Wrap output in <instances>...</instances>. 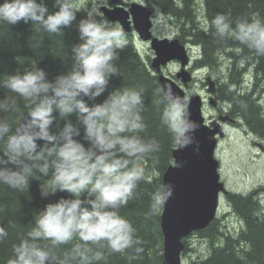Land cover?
Wrapping results in <instances>:
<instances>
[{"label": "clouds", "instance_id": "1", "mask_svg": "<svg viewBox=\"0 0 264 264\" xmlns=\"http://www.w3.org/2000/svg\"><path fill=\"white\" fill-rule=\"evenodd\" d=\"M108 3L91 0V6L83 9L70 70L50 79L44 68L33 63L30 70L0 78V89L15 94L27 110L24 123L15 132L6 117L0 118V184L29 190L30 177L39 172L48 178L40 185L42 199L68 194L35 214L34 226L27 238L13 245L8 264H92L104 259L105 249L109 253L144 251L135 228L119 209L134 198L145 178L144 170L135 163L156 161L161 146L155 137L141 135L147 127L142 115L143 89L110 88L112 78L119 75L116 62L125 46V33L103 18L100 9ZM52 4L55 12L49 11L48 0H3L0 23L15 26L23 22L63 35L77 22L78 0H52ZM153 11V19L159 23L162 13ZM211 26L218 41H235L249 53L264 57V19L233 21L217 14ZM158 92L163 106L160 120L171 148L196 143L194 133L199 125L188 111L189 98L170 86ZM105 93L102 102H97ZM21 111L17 100L0 99V112ZM58 118L63 124L54 130ZM173 191L171 184H159L150 194L148 215H158ZM6 236L0 228V239ZM73 240L77 242L62 258L54 254V249Z\"/></svg>", "mask_w": 264, "mask_h": 264}, {"label": "trees", "instance_id": "2", "mask_svg": "<svg viewBox=\"0 0 264 264\" xmlns=\"http://www.w3.org/2000/svg\"><path fill=\"white\" fill-rule=\"evenodd\" d=\"M146 3L148 8L159 9L162 15L173 21L177 34L179 30L177 38L181 43L199 48L201 58L195 61L194 66L210 70L208 75H217L213 77L221 107L264 142V106L259 100V95L264 93V57L249 53L248 49L235 41H218L213 36L214 29L211 26V20L217 14L228 15L233 21L244 17L264 19V0H146ZM48 8L50 12L57 10L52 0H48ZM84 16L83 9L78 11L77 22L65 29L63 35L49 34L23 22L15 26L0 23V78L30 70L33 63L44 68L50 79L70 70L71 49L79 42L77 23ZM119 57L116 62L119 75L112 78L110 88L143 89L145 110L142 115L147 127L141 135L155 137L161 147L159 153L155 154L156 161L147 159L135 163L136 167L144 170L145 178L139 182L134 198L119 209V214L135 228V235L143 242L140 246L144 251L137 254L134 249H129L124 253H109L105 249L104 259L92 261V264H162V211L158 215H148L150 194L163 183V174L174 162L170 138L160 120L163 106L159 102L158 89L162 86L155 70L150 67V61L138 52L130 35L119 51ZM222 60L231 61L228 78L220 73ZM247 79L253 80L251 89L248 86L244 88L243 81ZM106 95L97 102H102ZM5 97L17 100L22 109L11 114L0 112V118L6 117L12 132H15L24 123L27 110L24 109V102L15 94L0 89V99ZM62 124L63 121L58 118L54 130H58ZM47 179L39 172H34L33 177H30L29 190L23 191L0 184V228L7 232V236L0 239V264H8V260L13 258V245L27 238V232L34 226L35 214L60 196L67 197V193H59L50 200L42 199L40 185L46 183ZM262 191L264 187L248 195L228 192V202L235 217L241 221V229L225 231L220 228L218 219L214 220L206 229L198 232L208 243L207 253L189 260L188 264H264V209L261 200L255 198ZM76 242L73 240L68 245H61L53 250L54 254L62 258L64 252ZM41 243L47 244L46 241ZM188 246L189 241L186 239L184 254L190 251Z\"/></svg>", "mask_w": 264, "mask_h": 264}, {"label": "water", "instance_id": "3", "mask_svg": "<svg viewBox=\"0 0 264 264\" xmlns=\"http://www.w3.org/2000/svg\"><path fill=\"white\" fill-rule=\"evenodd\" d=\"M117 6L103 7L102 11L110 21L118 22L130 33L135 30L141 40L150 42L155 53L151 68L155 70L162 87L187 96L188 83L192 76L187 71L190 64L189 49L178 39H160L153 35L154 9L145 5L132 4L126 9L121 0H113ZM181 66L177 78L186 86L182 88L174 79L162 73L169 63ZM208 93L212 96L210 105H216V84L211 77L206 79ZM188 111L199 128L194 133L196 143L184 149L173 150V164L163 174L164 184L173 186L172 197L162 209L160 228L163 236V263L183 264L184 239L206 229L217 219L222 205V196L227 193L221 180V163L217 157L219 138L224 135L221 122L207 123L205 99L199 94L189 97Z\"/></svg>", "mask_w": 264, "mask_h": 264}, {"label": "rangeland", "instance_id": "4", "mask_svg": "<svg viewBox=\"0 0 264 264\" xmlns=\"http://www.w3.org/2000/svg\"><path fill=\"white\" fill-rule=\"evenodd\" d=\"M121 2L123 4L124 2L127 4H124L126 9H128L132 4H141L147 6L146 0H121ZM90 6L91 0H78V7L80 10ZM116 6L117 5L113 3V0H109L108 5L105 7L114 8ZM102 8L100 9L101 12ZM199 16H201V14ZM103 18L109 21L104 15ZM111 23L114 26H118L120 29H122L119 23ZM124 33L125 41H127L129 35L132 36L136 48L146 60L151 61L155 57V53L149 44L150 42L148 43L142 41L135 33ZM154 35L160 39H174V37L177 35V27L174 25L171 19L165 15H162L159 23L155 21ZM190 47L191 50H193V56L195 55L196 59L199 60L201 58V53L199 54V50L196 47ZM230 63L231 61L228 63L227 61L222 60L219 67L221 75L226 78L230 76ZM180 70V65L176 62L169 63L167 66L162 68V71L165 75L179 82L180 80L176 78V74L180 72ZM188 71L192 73L193 78L188 84L189 87L187 92L190 95L199 94L207 101L205 106V117L207 121H211L212 118L217 120L219 115H224V117L228 116V111L223 110L218 97L215 107L209 104V98H207L209 95L207 91L208 86H206L204 82L205 78L208 76L207 72L210 70L208 71L198 67V70L195 71V66L192 63L191 66L188 67ZM212 76L216 77L217 75L213 73ZM247 76L248 74L245 75L246 78ZM252 83L253 80H244V88L248 86V88L251 89ZM260 98L263 99L262 102L264 104V93L259 95V99ZM224 130L225 135L223 138H220L217 157L221 161L222 179L225 182L228 191L248 195L252 191L264 187V150H262L257 145L260 142L262 143V141L252 134L241 123L237 125L228 124ZM255 198L257 200H261V206L264 209V191L259 192L258 195H255ZM230 210L233 209L230 206L227 197L225 196L218 215L219 225L220 228L225 231L230 230L235 232L236 230L241 229V225L239 224L240 221L237 217L232 215L230 216ZM187 239L189 241L188 247L190 251L183 255L184 264H188L189 260L196 259L198 256L206 254L208 250L207 241L203 240L199 233H195Z\"/></svg>", "mask_w": 264, "mask_h": 264}, {"label": "bare ground", "instance_id": "5", "mask_svg": "<svg viewBox=\"0 0 264 264\" xmlns=\"http://www.w3.org/2000/svg\"><path fill=\"white\" fill-rule=\"evenodd\" d=\"M103 12V11H102ZM103 15L107 18V16L103 13ZM108 19V18H107ZM109 20V19H108ZM110 21V20H109ZM110 22H113V21H110ZM114 23V22H113ZM118 23V22H117ZM119 25L121 26V28H122V30L124 31V32H126L124 29H123V27H122V25L119 23ZM126 33H128V32H126ZM130 37L132 38V36L130 35ZM179 40V39H178ZM132 41H133V39H132ZM180 41V40H179ZM133 43H134V41H133ZM180 43H181V41H180ZM181 44H183V43H181ZM190 45V46H193V45H191V44H189V43H184L183 45H185L187 48H190V50H191V47L190 46H188V45ZM134 46H135V43H134ZM193 47H196V46H193ZM135 48H136V46H135ZM198 50H199V48L198 47H196ZM137 49V48H136ZM138 50V49H137ZM139 52V51H138ZM140 53V52H139ZM141 54V53H140ZM199 54H200V51H199ZM150 67H151V61H150ZM260 101H262L263 99L262 98H260L259 99ZM263 103V102H262ZM213 107H215L214 105H212ZM263 106H264V104H263ZM221 118H229V116H225L224 117V115L223 116H220L219 117V119L218 120H220ZM230 119V118H229ZM243 126H244V124H243ZM245 127V126H244ZM246 128V127H245ZM256 136V135H255ZM257 137V136H256ZM258 138V137H257ZM259 140H260V138H258ZM241 222V221H240ZM237 231V230H236ZM185 240L186 239H184V246H185ZM184 251H185V248H184V250H183V252H182V260H183V255H184ZM183 264H184V260H183Z\"/></svg>", "mask_w": 264, "mask_h": 264}, {"label": "flooded vegetation", "instance_id": "6", "mask_svg": "<svg viewBox=\"0 0 264 264\" xmlns=\"http://www.w3.org/2000/svg\"><path fill=\"white\" fill-rule=\"evenodd\" d=\"M124 4H126L125 2H124ZM123 4V5H124ZM127 5V4H126ZM177 36H178V34L175 36V38H177ZM190 49V48H189ZM206 98V97H205ZM207 98H209V100H210V96L208 95V97ZM224 111H226V110H224ZM227 114H229V112L227 113ZM229 116V118L230 119H233L232 117H230V115H228ZM219 117H220V115H219ZM219 117H218V119H219ZM217 119V120H218ZM213 120H215V119H213ZM233 121H234V119H233ZM228 124H231V125H237L238 124V121L236 122H232L231 120H228V121H226L225 123H224V125H223V129L228 125ZM257 144V143H256ZM264 142L262 141V143L260 142V143H258L257 145L262 149V150H264Z\"/></svg>", "mask_w": 264, "mask_h": 264}]
</instances>
